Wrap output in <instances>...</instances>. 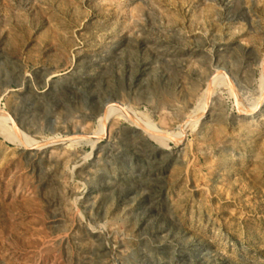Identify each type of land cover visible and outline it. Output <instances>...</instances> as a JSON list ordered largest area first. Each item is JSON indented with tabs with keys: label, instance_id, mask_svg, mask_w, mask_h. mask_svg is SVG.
<instances>
[{
	"label": "rangeland",
	"instance_id": "374dc122",
	"mask_svg": "<svg viewBox=\"0 0 264 264\" xmlns=\"http://www.w3.org/2000/svg\"><path fill=\"white\" fill-rule=\"evenodd\" d=\"M0 112V264H264V0H0Z\"/></svg>",
	"mask_w": 264,
	"mask_h": 264
},
{
	"label": "bare ground",
	"instance_id": "6f19581e",
	"mask_svg": "<svg viewBox=\"0 0 264 264\" xmlns=\"http://www.w3.org/2000/svg\"><path fill=\"white\" fill-rule=\"evenodd\" d=\"M6 115H4V114H2L1 112H0V122L1 121H8L9 122V120L7 119V116L5 117ZM5 123V122H4ZM140 126H142L141 128H144V129H147L145 126H144V124H141V123H138ZM5 133V132H4ZM17 134V133H16ZM10 137V136H9ZM17 142L19 141H23V137H17L16 139H15ZM31 143V145L33 144L32 142H30ZM39 143V142H38ZM24 144H25V142H24ZM40 144V143H39ZM44 144V143H43ZM31 145H29V146H31Z\"/></svg>",
	"mask_w": 264,
	"mask_h": 264
}]
</instances>
